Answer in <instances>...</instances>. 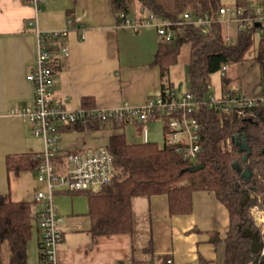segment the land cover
I'll return each mask as SVG.
<instances>
[{
	"label": "crops",
	"instance_id": "crops-1",
	"mask_svg": "<svg viewBox=\"0 0 264 264\" xmlns=\"http://www.w3.org/2000/svg\"><path fill=\"white\" fill-rule=\"evenodd\" d=\"M260 6H264V0L249 8ZM35 21L41 32H68L65 42L70 55L64 58L58 53L57 83L52 92L53 98L67 109L83 107L86 97L94 106L115 108L123 103L142 105L159 95L164 85L178 93L184 91L181 84L163 79L154 64L162 41L156 29L134 32L122 28L112 0H40L38 9L29 0H0V196L30 203L36 201L39 191L46 192V184L39 182L34 172H8L6 159L9 155L44 151V141L35 137L29 123L17 114L34 96V85L27 75L37 63ZM228 71L227 68L221 96L238 92L251 99L259 97L262 83L256 61L236 64L238 82L231 86ZM153 122L146 125L148 131ZM131 127L143 133L144 127L137 122L94 129L65 128L58 155L106 148L116 134H125L129 142H139L130 141ZM163 134L165 138L164 128ZM65 162L56 164V169L64 170ZM53 194L58 212L65 219L57 252L60 264H135L157 261L163 256L173 264L224 263L229 212L213 192L196 191L192 212L180 216L170 214L166 196L134 197L133 231L110 235L91 233L88 200L83 194L64 190ZM217 237L219 242L214 243ZM1 252L3 264H9L6 245Z\"/></svg>",
	"mask_w": 264,
	"mask_h": 264
},
{
	"label": "trees",
	"instance_id": "trees-1",
	"mask_svg": "<svg viewBox=\"0 0 264 264\" xmlns=\"http://www.w3.org/2000/svg\"><path fill=\"white\" fill-rule=\"evenodd\" d=\"M112 5L117 15L152 11L171 21L181 20L187 12L211 16L213 22L208 29L191 25L175 38L172 45L161 41L154 61L160 68L161 77L167 78L170 67L179 61L182 49L188 47L189 85L199 101L210 93L211 76L220 72L223 66L228 68L254 60L264 76V38L258 41L255 55L248 56L259 28L255 23L248 24L237 32L235 39L228 40L220 22L221 0H112ZM236 6L247 9L249 3L238 0ZM225 78L226 75L223 82ZM234 94L238 92L230 95ZM93 106L90 98L83 99L84 108ZM197 117L201 123L200 143L203 147L197 164H203L204 168L195 173L189 170L195 163L185 160L174 146L129 142L125 134L110 138L106 149L113 155L116 169L112 181L98 190L79 192L88 200L87 215L92 222L90 231L93 235L132 232V199L137 196H166L171 215L190 214L193 194L204 190L215 193L229 212L223 264H264L260 253L252 254L251 240L242 236L245 228L256 231L250 216L251 207L258 205L264 209V107L227 112L199 107ZM101 125L107 124L98 121L73 123L62 126L60 131L65 128L94 129ZM163 128L165 133V122ZM243 144L248 145L249 153L240 151ZM66 156L57 154L54 166L61 165ZM40 163L41 159L36 154L9 155L6 168L8 172L35 173ZM39 208L36 201L16 202L7 195L0 196V264H3V245L8 250L9 264H27L26 250L34 229L41 260V231L36 216ZM213 241L218 243V237ZM170 263L172 260L163 256L157 261L135 264Z\"/></svg>",
	"mask_w": 264,
	"mask_h": 264
},
{
	"label": "built area",
	"instance_id": "built-area-1",
	"mask_svg": "<svg viewBox=\"0 0 264 264\" xmlns=\"http://www.w3.org/2000/svg\"><path fill=\"white\" fill-rule=\"evenodd\" d=\"M39 2L40 0H29L35 9H38ZM228 13H231L233 21L238 26L237 32H241L248 24L258 23L259 33L261 38H264V6L255 9H243L237 6L231 9L222 6L220 17H226ZM117 18L119 26L134 32L144 28H155L159 38L167 44H173L175 38L182 35L188 26L208 29L213 22L208 13L198 15L189 12L184 13L181 20L177 21L162 18L152 11L121 13ZM32 24L37 35V63L33 71L27 75V80L34 85V96L28 105L17 110V114L29 123L32 134L44 141V151L36 154L41 159V163L35 172L36 179L47 186L46 192L39 191L36 194V202L40 206L36 216L42 240L40 264H60L57 252L63 239L65 219L58 212L53 193L56 190L69 192L98 190L108 185L116 172L114 157L106 148L70 153L65 157L64 170L57 172L53 160L59 151L62 126L92 121L111 126L137 122L144 127V142H147L146 125L158 119L166 124L164 143L174 146L185 160L197 164L203 151L200 143L201 123L197 117L199 107L226 112L232 109L241 111L246 107H264V85L260 87L259 97L254 99L240 93L220 98L208 94L202 101L197 100L190 87L178 93L170 85H164L159 95L139 106L123 103L115 108L94 106L89 109L84 107L67 109L53 98L52 92L57 83L56 58L59 54L64 58L70 55L69 47L65 42L68 32H41L36 27L37 21ZM81 37L84 38L83 35ZM227 39L231 38L227 37ZM226 71L227 67L223 66L220 70L222 78ZM252 212L257 230L264 236V209L255 205L252 207ZM260 255L264 258V248Z\"/></svg>",
	"mask_w": 264,
	"mask_h": 264
},
{
	"label": "rangeland",
	"instance_id": "rangeland-1",
	"mask_svg": "<svg viewBox=\"0 0 264 264\" xmlns=\"http://www.w3.org/2000/svg\"><path fill=\"white\" fill-rule=\"evenodd\" d=\"M249 3V5H253V6H257V4H260L263 0H243ZM238 3V0H221V4L223 5V7L226 8H231V9H235L236 5ZM221 24H222V30L224 33V36H230L231 39H235L236 35H237V29L238 26L236 24V22L233 21L232 19V15L231 13H228L226 17H221ZM232 19V20H231ZM261 35L260 33H258L256 35L255 38V45H253V48L251 49L250 53H249V58L253 57L256 53L257 50V43L260 40ZM172 45V44H169ZM189 48L188 47H184V49H182V53L179 57V61L172 65L170 67L169 70V75L167 77V80H170L171 83H173L174 85L179 86L180 84L183 86L184 89L189 88V67H188V58H189ZM252 61V60H250ZM229 71H228V86L233 85L235 83L238 82V74L236 73V64L235 65H231L230 67H228ZM258 75L260 73H257ZM261 76V85L264 84V76ZM211 82H212V87L210 90L209 94L214 95L216 98H220L222 97V88H225V83L223 82L221 73H215L211 76ZM227 86V85H226ZM129 133H131L133 136H130V134L128 133L129 139L130 141H139L142 142L143 136L144 134L141 132L139 133L138 128L136 127H131L129 128ZM148 139L150 142H156L159 145H162L164 143V134H163V123L162 121H155L153 122L150 126H149V131H148ZM135 137V138H133ZM84 196V195H83ZM254 207V206H253ZM261 208V207H260ZM262 209V208H261ZM250 216L252 218V221L254 223V226L256 228V230L258 229L257 226L255 225V221H254V214L252 212V207L250 209ZM35 227V225H34ZM37 233H36V229L33 230V236L32 239L29 241L28 243V247H27V264H38L40 263V258H39V253L40 251L39 246H38V240H37Z\"/></svg>",
	"mask_w": 264,
	"mask_h": 264
},
{
	"label": "water",
	"instance_id": "water-1",
	"mask_svg": "<svg viewBox=\"0 0 264 264\" xmlns=\"http://www.w3.org/2000/svg\"><path fill=\"white\" fill-rule=\"evenodd\" d=\"M256 27H259V24H256ZM241 152H250V148L247 144L241 145L240 148ZM248 157V154L245 155L243 158L246 159ZM204 168L203 164H195L192 167L189 168V170L193 173L198 172ZM245 174L250 175V173L246 172ZM242 236L244 238H249L251 240V252L252 254H259L262 252L264 248V236H262L259 232V230L253 231L250 228H245L242 231Z\"/></svg>",
	"mask_w": 264,
	"mask_h": 264
}]
</instances>
